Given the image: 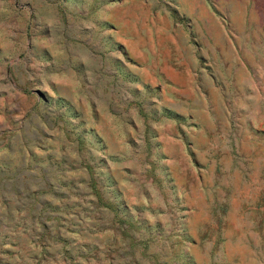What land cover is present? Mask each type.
<instances>
[{"label": "rangeland", "instance_id": "obj_1", "mask_svg": "<svg viewBox=\"0 0 264 264\" xmlns=\"http://www.w3.org/2000/svg\"><path fill=\"white\" fill-rule=\"evenodd\" d=\"M0 264H264V0H0Z\"/></svg>", "mask_w": 264, "mask_h": 264}]
</instances>
